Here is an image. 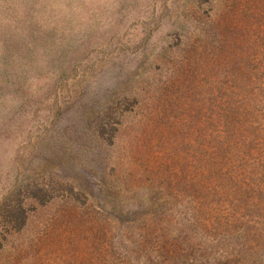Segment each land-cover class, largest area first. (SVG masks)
<instances>
[{"label": "rangeland", "instance_id": "1", "mask_svg": "<svg viewBox=\"0 0 264 264\" xmlns=\"http://www.w3.org/2000/svg\"><path fill=\"white\" fill-rule=\"evenodd\" d=\"M262 80L264 0H0V264H264L257 175L202 185Z\"/></svg>", "mask_w": 264, "mask_h": 264}, {"label": "trees", "instance_id": "2", "mask_svg": "<svg viewBox=\"0 0 264 264\" xmlns=\"http://www.w3.org/2000/svg\"><path fill=\"white\" fill-rule=\"evenodd\" d=\"M225 11L229 13V10ZM223 13L226 12L220 11L218 16L213 18V21L208 24L207 31L214 29L213 32L217 31L219 36L225 33L228 27V20ZM247 88L248 96L246 98L238 96L234 103L231 101L224 102L222 106L231 107V111L218 114L216 160L219 161L214 164L216 167L213 168V177L203 180V189L205 188L203 194L205 195L209 193L215 194L218 189L224 193H229L230 191L233 194H242L241 192H245V185H247L246 178H243L246 175L245 172L250 175L249 178L252 175H257L258 183L261 182L257 183L259 192H264V188H259V186H264V80L253 82ZM243 99H247L248 102L244 103ZM255 100L258 102L254 103ZM221 109L222 111L224 110L223 107ZM233 160H263V162H258L259 166H251L247 170L237 168L238 165L237 167L235 166L234 170ZM207 167L210 170L212 169L210 165ZM260 176L262 177L260 178ZM205 184L207 185L205 186ZM238 184L244 187V190H239ZM236 198L234 196V199ZM200 207L201 205L198 207L199 212L201 211ZM167 249L170 252L172 245ZM177 258L176 255L171 256L174 264L179 262L176 260ZM147 263L151 264L152 261H147Z\"/></svg>", "mask_w": 264, "mask_h": 264}]
</instances>
